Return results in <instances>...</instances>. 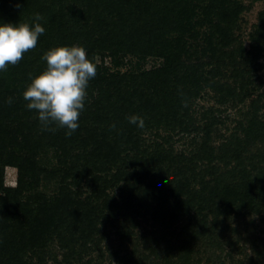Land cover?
Here are the masks:
<instances>
[{
  "label": "rangeland",
  "instance_id": "obj_1",
  "mask_svg": "<svg viewBox=\"0 0 264 264\" xmlns=\"http://www.w3.org/2000/svg\"><path fill=\"white\" fill-rule=\"evenodd\" d=\"M41 1L39 7L22 12V19H17L19 23L31 22L33 14L40 13L46 29L54 23L72 28L73 21L82 18L81 23L89 27L91 38L101 40L102 46L92 51L90 60L95 63L97 74L89 82L80 127L70 137L65 135V129L42 131L40 124L29 127L36 114L25 107L21 94L15 96L14 102L23 110L16 111L13 107L14 112L11 110L7 117L5 109H0V222L8 228L20 224L24 231L21 234L30 229L29 233L32 232V239H26V244L17 248L18 253L9 250L4 264H251L256 260L251 241L264 239V226L255 206L247 207L250 198L242 199L241 205L234 202L227 218L223 211L227 203L220 198L218 207L213 208L212 199L216 194L211 188L214 184L209 183L211 170L200 172L201 183L206 184L204 189L200 188L199 177L189 176L190 187L196 194L202 191V198L207 200L203 212L206 223L201 228L199 221L192 219L195 210L189 211V215H171L175 212L174 200L161 193L164 189L154 178L167 168L172 158L191 151L195 142L204 137L206 128L214 147L234 130L243 136L247 133L245 130L251 129L248 132H252V147L264 143V129L247 127L253 117L264 123V99L256 103L260 94L264 96V38L260 39L261 53H252V37L259 38L256 30L264 29V0H226L227 5L233 4L238 10L236 15L228 16L230 24L227 25L230 45L238 52L235 61L238 67L211 52L219 44L220 32L213 29V36L207 37L205 31H210L206 25L211 22L213 27L221 21L220 17L206 18L196 10L190 22L198 23L191 32L197 37L195 40L190 34L171 32L163 37L170 51L180 47L181 52L176 51L175 59L179 61L177 55L181 54L179 59L184 62L167 78L169 83L165 87L159 86L161 79L153 81L155 78L148 75L164 68L163 56L158 52L144 55L133 51L125 41L123 46L114 44L122 39L120 32L126 31L127 25L143 24L142 1L120 0L121 16L128 23L115 29L110 22L98 23L95 6H89L87 1L83 5L85 0ZM199 1V7L207 2L196 0V4ZM166 2L159 0L158 6L152 0L151 9H163ZM13 10L12 0H0V22L16 23ZM226 20L222 28H226ZM117 21L115 13L114 22ZM203 22L208 23L202 25ZM111 34L117 38L111 40ZM177 38L182 41L176 42ZM253 55L255 67L250 75L255 84L249 86L253 89L249 92L241 89L234 77L235 70L244 66L243 59H252ZM189 65H202L196 79L188 77L186 66ZM216 65L222 66L224 78L214 68ZM8 71L12 72V65L4 71L6 80L12 82V73ZM30 73L35 75L34 71ZM23 74L18 75V79L21 76L25 81L21 92L29 83V74ZM97 80L99 83L93 86ZM99 96L105 101L104 108L110 107L107 114L97 112L94 107ZM125 99V105H120V100ZM161 100L164 104L158 108ZM119 105L123 107L120 112ZM115 109H118L117 115L111 113ZM171 110L179 115L187 110L194 119L192 125L185 131L180 130V122L171 121L172 114L167 116ZM29 112L34 114L30 119ZM132 114L145 118L143 128L129 124L126 117ZM98 119L101 124L95 123ZM27 121V127H20ZM113 124L115 128L110 127ZM137 206L142 209L133 216L131 210ZM245 212L248 213L241 219L237 217ZM217 213L222 214L218 220L225 221L224 224L214 223ZM243 222H254L255 232L252 226L246 230L250 238L241 235ZM181 228L185 230L181 232ZM7 232L10 242L12 238L18 239V235H12V228ZM12 256L20 260L13 263Z\"/></svg>",
  "mask_w": 264,
  "mask_h": 264
},
{
  "label": "trees",
  "instance_id": "obj_2",
  "mask_svg": "<svg viewBox=\"0 0 264 264\" xmlns=\"http://www.w3.org/2000/svg\"><path fill=\"white\" fill-rule=\"evenodd\" d=\"M15 1L13 2L12 0V8H14L13 12L15 13L16 22H19L20 18L22 19V15H24L22 12L26 10L30 12L35 7H39L42 2L41 0ZM50 1L54 2V0ZM86 1L89 6H95L94 11L97 16L96 21L98 23L110 22L111 27L113 26L114 29L118 26L127 25L128 22H125L120 13V9L122 8L120 0H85L82 1L83 5L86 3ZM135 1H142V6H139L143 14L140 16V19L143 20V24H141L140 26L134 24L133 27L127 25L126 31L128 33H126L125 30L121 31L120 33L123 40L119 38L118 41H116V43L114 44L123 46L125 42H127L131 44L130 46H132L133 51H139V53H142L144 55H151L152 52H158L159 55L163 56L166 59L164 68L160 72L148 74L152 78H155L153 81L160 79L163 81L159 86H167V83H169V80H167V78L171 75V73L175 71L177 67L179 68L181 65H184V62H181L179 59L181 57V54L177 55L179 61L175 59L176 51L179 50L180 47H175L173 51H170V49H168L167 41L164 42L163 37L171 32L172 34H182L183 36L190 34V38L195 40L197 37H195L194 34H191V32L193 31V28H195L194 26H198V23H195L193 25L190 22L191 17L196 10H200L201 15L205 16L206 18L208 17L211 19H215L217 17H220L218 20L221 21H217L215 25H213V27L211 26V22L210 25H206L207 30L210 31L209 33H207L208 31H205L207 37L213 36V29L216 32H220L218 37L219 44L211 48V52L214 56L220 54L223 61L231 60V62H233L232 64L238 67V64L235 63L238 52L237 50L233 49L232 45H230L231 42L229 41V39H231V36L227 28L228 23L230 24V18H228V16L236 15V13L238 12L237 8L233 4L227 5L226 0H207V2L203 6L199 7L198 5L200 4V1L196 4V0H166V7H164L163 9H151L150 4L152 0ZM155 1L158 5L159 0ZM116 3H118V6H116ZM114 12L116 13V16L118 18L117 22H114ZM104 13L105 17L103 15ZM18 18L19 20H17ZM81 19L82 18H80V20L73 21L74 23L72 28H65L63 24L59 23H54L47 29L44 26L45 33L39 37L36 47L24 53L23 58L16 65L12 66V72L8 71V73H12V82L6 80L7 74L5 72H0V109H5L7 117L10 115L13 107L16 108V111H20L19 108H22L19 103L17 104L14 102L17 96H19L20 94L22 95L23 92H21V89H23L25 83L24 78H22L21 76V79H18V75H24L23 73L30 74V71H34L35 74H39V72L43 71L46 67V64L41 60V56L49 48L65 45L71 46L74 42H78L79 45L83 46L87 50L88 58L91 59L93 56L92 51L102 46L101 40L99 41L91 38V35L88 31L89 27L85 23H81ZM88 20H90V18ZM225 20L227 22L226 28H222ZM205 23L207 24L208 22H203L202 25H204ZM225 29L227 32L223 31ZM71 30L73 33L71 32ZM263 30V28L259 27L255 32V34H259V38L252 37L254 43L252 47V53L257 52L258 54H260L262 51L260 39L264 38V34H261ZM70 32L72 37L69 36ZM111 38V40H114L117 38V36L111 34ZM181 41L182 40L180 38L176 39V42L180 43ZM229 46L231 47L229 48ZM179 52H181V49L179 50ZM29 60H31V62H29ZM243 60L244 66L242 68L241 66H239L238 69L233 67V70L236 69L234 79L236 78L235 82H237L236 84H238L241 89H248L249 92H251V90L253 91V89H251L250 87L252 84H255V81H253V76L250 75V73L254 70L256 58L253 55L252 59L245 57ZM200 66H186L188 68V77L196 79L195 75L196 72H198ZM214 68L219 69L220 77L224 78V76H221L223 75V72L221 71L222 66L216 65V67ZM97 83H99L98 80L94 81L92 85L94 86ZM233 92L235 93V91ZM98 98L99 100L94 104L96 111H100L101 114H107L106 112L110 107L104 108L103 104L105 103V101H103V98L101 99L100 96ZM262 98L264 99V96L260 94L258 96V100H256V103L261 101ZM9 99H11V103H8ZM126 100L127 99L123 101L120 100V105L124 106ZM106 101L109 103V99H107ZM163 104L164 100H161L158 108L163 106ZM252 104L253 106H255L254 103ZM120 105L118 106L119 111L118 109H115L114 112H110L117 115V111L120 112L121 110H123V107ZM262 106H264V100ZM150 108L151 107H149V109ZM23 109L24 108H22V110ZM125 111L127 112L128 110ZM185 111L186 113L181 115H179L178 112H174V110H171V112L167 114V116L172 114L170 115V118H172L171 121L180 122L179 128L182 131L187 130L189 128V125H192L194 120L189 115L188 111ZM13 112L14 111L12 110V113ZM29 114L30 115L28 116V119L34 116L33 113L29 112ZM256 118L257 117H253L250 121H248L249 123H247V127H258L257 129L259 130L264 129L262 128L264 127V123ZM30 121L31 122L29 123V127H37L39 124L37 117H33ZM100 121L101 120L98 119V122L95 121V123L101 124ZM28 122L29 121L22 122L20 124V127H27ZM250 130H245L244 132L247 131V133H245V135L243 136H240L239 133L234 130V132L230 133L227 138L225 137L222 140L218 147H214L212 143H210V140L208 138L211 133L209 132V129L206 128L204 137L199 143L195 142L191 151L178 154V156L172 158V161L163 172H159V174L154 178V181H157L156 184L158 186H162V188L164 189L161 193H166L168 194L169 198H173V205H171L175 212L171 213L172 216L179 217L182 215H189V211L195 210L196 215L192 217V219H194V221H199V226L201 228L204 227V224L206 223V215L203 212H205L206 210L205 204L207 200L202 198V191L196 194L194 189L190 187L191 184L188 180V177H199L200 188L204 189L206 184H204L205 182L201 183L203 175H201L200 172L203 173L211 170V182L209 183L214 184V186H211V188L215 191L216 194V198L212 199L213 208L218 207L217 201L220 198V201H224L225 203H227V205L224 203L225 205H223V211H226L228 215L226 216L227 218H229L231 212L233 211L232 207L235 206L234 202L240 203L244 202V200L242 199L248 200V198H250L248 200L250 201V204L247 205V207L254 208L255 206V212L262 216L261 224L264 226V143L260 145L261 147L258 145L252 147L250 145L252 141L250 138L252 132H248ZM258 136H262V131ZM24 140L26 143L29 142L27 136L24 137ZM220 164L222 165V167L219 166ZM142 180L143 179L141 178L140 183L143 182ZM209 183H207V185ZM96 187L99 191V186ZM141 209L142 208L138 206L134 207V209L131 210L133 211L132 215L136 216V214L140 212ZM247 213L248 212L242 213L240 215H237V217L241 219L242 216L246 215ZM197 214H199L201 217L197 216ZM221 215V213L214 214L213 221L215 224L225 223V221H222L220 219L218 220V216ZM113 218H115V216ZM227 218L224 220H227ZM189 221H191V218H189ZM253 225L254 222H249V224L243 222L242 225H240V229L242 230L241 235L250 238V234L246 230H249L252 226V230L253 232H255ZM9 227L12 228V235H18V239L12 238V242H10V239L7 236V230H9L10 228L1 225L0 222V264H4V260L8 259L5 258V256L9 252V250H13L15 251V253H18L17 248L23 245V243L26 244V239H32V232L29 233L31 229L28 233L21 234L24 231L22 229L23 226H21L20 224L14 226L10 225ZM185 228H181L179 230H181L182 232L183 230H185ZM262 231H264V229H262ZM251 242L253 251L257 256V259L252 260L251 264L252 262H254L255 264H264V253L262 252V250L264 249V239L257 238L252 240ZM260 247L262 250H258V248ZM11 259L12 260H9L13 263L20 260L18 256H12Z\"/></svg>",
  "mask_w": 264,
  "mask_h": 264
},
{
  "label": "clouds",
  "instance_id": "obj_3",
  "mask_svg": "<svg viewBox=\"0 0 264 264\" xmlns=\"http://www.w3.org/2000/svg\"><path fill=\"white\" fill-rule=\"evenodd\" d=\"M42 20L40 13H34L31 22H0V72L16 65L24 53L36 47L45 33ZM41 60L46 67L39 74H29L22 93L25 107L35 112L42 131L65 129V135L70 137L80 127L89 82L95 78L97 67L81 45L49 48ZM126 119L138 128L145 126V118L140 115L132 114Z\"/></svg>",
  "mask_w": 264,
  "mask_h": 264
}]
</instances>
